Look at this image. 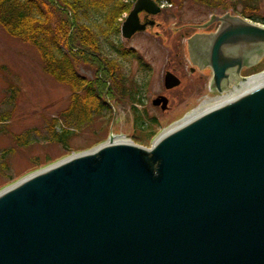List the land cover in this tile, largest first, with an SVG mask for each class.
Returning <instances> with one entry per match:
<instances>
[{"label": "water", "instance_id": "95a60500", "mask_svg": "<svg viewBox=\"0 0 264 264\" xmlns=\"http://www.w3.org/2000/svg\"><path fill=\"white\" fill-rule=\"evenodd\" d=\"M161 11L138 0L123 38L146 30L142 12ZM211 18L201 28L221 22L218 32L191 38L190 52L223 95L264 75L242 76L263 61L264 27ZM114 137L0 191V264H264V84L148 149Z\"/></svg>", "mask_w": 264, "mask_h": 264}, {"label": "rangeland", "instance_id": "374dc122", "mask_svg": "<svg viewBox=\"0 0 264 264\" xmlns=\"http://www.w3.org/2000/svg\"><path fill=\"white\" fill-rule=\"evenodd\" d=\"M205 2L210 5H203L200 0H161L160 4L166 10L156 16L155 20L161 23L160 28L138 33L129 41L122 35L117 40L124 51L135 49L134 55L131 53L126 57L116 54L111 47L105 49L103 56L111 58L116 68L119 66L114 76L116 84H111L112 81L108 84V88L113 89L112 97H103L110 103L111 114L105 112L96 116L90 125L74 132L65 147L47 141L48 132L57 118L62 119L64 112L74 106L75 94L85 97V91L76 93L70 85L60 83L45 70L34 46L20 42L0 25V191L73 154L103 145L112 134L148 149L166 130L212 98L207 93L191 94L188 92L191 86L184 84V80L187 84L191 78L187 70L192 64L187 52V39L197 33L195 29L198 26L207 24L213 15L244 17L264 26L263 22L252 19L258 16L261 21L264 20V0ZM217 24L209 29L215 31ZM169 44L182 46L180 51L188 76L183 78L184 75L179 72L183 84L170 93V108L163 112L154 108L152 101L157 99V94L165 92V72L171 67L176 68L169 61H176L174 52L177 53V49ZM138 59L149 63L151 68L143 69L144 63L141 65ZM262 60L254 69L245 70V75L264 72V58ZM77 61L80 75L86 79L95 77L98 66L85 64L86 59L84 61L83 58ZM137 97L143 103H137ZM153 131L156 136L151 137ZM26 135L30 137L29 144L22 146L18 139Z\"/></svg>", "mask_w": 264, "mask_h": 264}, {"label": "trees", "instance_id": "16d2710c", "mask_svg": "<svg viewBox=\"0 0 264 264\" xmlns=\"http://www.w3.org/2000/svg\"><path fill=\"white\" fill-rule=\"evenodd\" d=\"M135 1L0 0V25L20 42L34 46L51 76L70 85L76 93H86L85 97L75 94L74 106L64 112L62 119L57 118L47 141L65 147L74 132L90 125L96 116L111 114V107L103 97H112L113 89L108 84L111 81L116 84L114 76L119 66L116 68L113 60L103 53L111 47L118 55L130 56L117 40L121 37L123 16L131 11ZM200 3L210 5L205 0ZM252 19L264 24L258 16ZM79 58L86 59L85 64L98 66L95 79L79 74ZM154 136L153 131L151 137ZM18 141L27 146L30 137L20 136Z\"/></svg>", "mask_w": 264, "mask_h": 264}, {"label": "flooded vegetation", "instance_id": "af4514ba", "mask_svg": "<svg viewBox=\"0 0 264 264\" xmlns=\"http://www.w3.org/2000/svg\"><path fill=\"white\" fill-rule=\"evenodd\" d=\"M157 1V3L160 5V1L159 0H156ZM136 3V2H135ZM135 3H134V5H135ZM133 8V7H132ZM131 8V9H132ZM163 10L161 11V13L160 14H162L163 12H164V10H166L165 9V7H163L162 8ZM132 11V10H131ZM131 11L129 12V13H126L124 16H123V19L125 20L126 19V17L131 13ZM160 14H158V15H160ZM158 15H152V14H150V13H147V12H142L141 14H140V16H139V19H140V21H141V23H143V24H148L147 25V27H146V30H145V32L147 31V32H150V31H152V30H154V28H160V26H161V23L160 22H158L157 20H155L156 19V16H158ZM213 16H215V17H221V16H224V15H220V16H217V15H213ZM212 16V17H213ZM213 25V24H212ZM212 25H210L207 29H203V28H201V26H198L195 30L197 31V33H195L192 37H190L189 39H187V41H188V43H187V52H188V55H189V60H190V63H192L191 64V66L188 68V70H187V72H188V75L190 74L191 75V78H189L188 79V82H187V84H186V81L184 80V84H185V86H191L190 88H189V90H188V92L189 93H191V94H194V95H199V94H201V93H207V94H209V96H213L212 98H217V97H219V96H223V95H218L216 92H214L213 90H212V88H211V79H212V76H213V73L211 72V70H210V68L209 67H206V66H204L202 63H200V60H198V61H196L195 59H192V50H191V52H190V48H191V45H190V39L191 38H193V37H198V35H206V36H209V35H211V34H214V33H216V32H218V30H219V27H220V25H221V22L220 23H218L217 25V28H216V30L215 31H211L209 28L212 26ZM137 35V34H136ZM157 36H159V32H157ZM170 45V47H176L175 45H173V44H169ZM181 47L182 46H178L177 45V47H176V49H177V53L176 52H174L175 53V58H176V61L175 62H172V60H170L169 61V64L170 65H175L176 66V68H173L172 69V67H171V70H168L167 72H171V73H173L174 75H176L177 77H179L180 78V76H179V72H181V74H183L184 76H183V78L184 77H186L187 78V74L185 73V69H184V63H183V57H182V53H181V51H180V49H181ZM200 47V46H199ZM199 47H198V45L196 46V49H195V51L197 52H200V50H199ZM203 51V50H202ZM129 52V53H128ZM127 53L128 54H130V53H132V55H134V53H136V51H135V49H131V50H128L127 51ZM146 54L147 55H150V54H148V51H146ZM152 62H153V59H152ZM138 63H140L141 65L144 63V65H143V69L144 68H146V70H148L149 68H151L150 66L151 65H149V63H147V62H143V61H141L140 59H138ZM256 67V66H255ZM252 69H254V68H252ZM245 70H247V68H244V70L242 71V76L243 77H245V76H247V75H245ZM167 72H165V75L167 74ZM186 74V75H185ZM164 75V76H165ZM166 77V76H165ZM94 78V77H93ZM93 78H91V79H93ZM180 80H181V85L183 84V79L182 78H180ZM191 82V83H190ZM231 84V87H233L234 86V84L233 83H230ZM181 85L179 86V87H181ZM163 87H164V91L165 92H161V93H159V94H157V96H156V98L158 99L159 97H165V98H167L168 99V110H169V108H170V103H171V92H173V91H176V90H178V88H176V89H168L167 87H165V78H164V84H163ZM116 89V88H115ZM106 97H108V95H106ZM212 98H209V99H212ZM137 103L139 102V103H143V100H141V99H139V97H137ZM157 99H153V101H152V105H153V107L154 108H160L162 111H163V109H162V107H161V105L160 106H154V102L157 100ZM136 106H138V104H135ZM134 110H136V109H134ZM163 112H167V111H163Z\"/></svg>", "mask_w": 264, "mask_h": 264}, {"label": "bare ground", "instance_id": "6f19581e", "mask_svg": "<svg viewBox=\"0 0 264 264\" xmlns=\"http://www.w3.org/2000/svg\"><path fill=\"white\" fill-rule=\"evenodd\" d=\"M262 84H264V75L256 76V78L249 80L248 82H246V84L243 87L237 88L236 90H234V92H228V93L223 94V96H219L217 98L206 100L205 102L201 104L199 108L195 109L191 114L184 117L183 120L180 121V123H177L174 126L170 127L162 135L164 136L168 134L169 132L179 128L181 125H184L190 122L192 119L198 116H201L203 113L212 111L214 108L221 107L222 105H224V103L230 102L234 100V98L245 93L246 91L256 88V86H259ZM125 141L129 142V140H127L126 138L119 139L116 136L114 137V142L120 143V142H125Z\"/></svg>", "mask_w": 264, "mask_h": 264}]
</instances>
